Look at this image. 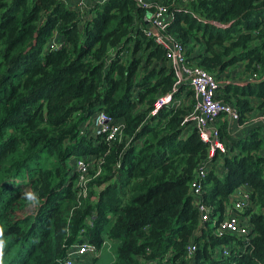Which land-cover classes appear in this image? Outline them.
Segmentation results:
<instances>
[{
  "label": "trees",
  "instance_id": "16d2710c",
  "mask_svg": "<svg viewBox=\"0 0 264 264\" xmlns=\"http://www.w3.org/2000/svg\"><path fill=\"white\" fill-rule=\"evenodd\" d=\"M148 1L165 7V31L219 81L238 124L264 113V0ZM84 2L0 0V264H61L82 241L109 243L110 264H264L258 123L238 137L217 123L223 151L208 158L198 200L216 220L239 186L248 200L238 211L246 234L215 237L189 189L208 157L192 101L151 113L174 87L172 101L192 96L144 34L152 7ZM98 111L122 122L111 141L86 129ZM75 158L93 159L90 174L99 169L84 195Z\"/></svg>",
  "mask_w": 264,
  "mask_h": 264
},
{
  "label": "built area",
  "instance_id": "2783aa9c",
  "mask_svg": "<svg viewBox=\"0 0 264 264\" xmlns=\"http://www.w3.org/2000/svg\"><path fill=\"white\" fill-rule=\"evenodd\" d=\"M135 4L142 9H149V14L144 16L143 19L146 23L144 34L164 49L165 59L170 65L174 75L175 84L179 82L186 83L191 89L196 101L192 105L189 112V117L192 124L198 131L199 138L202 142L207 144L208 157L205 161L201 162L195 175L189 183V189L196 197V208L199 215V220L209 221L210 228H212V235L215 237H222L225 234L245 235L246 227L242 224L238 215L243 205L247 203L248 195L247 190L238 191L235 198L231 200L232 205L225 212L223 218L216 220L210 219V207L203 204L198 200L201 193V181L205 177L207 171V164L215 151H223V144L219 137V130L217 126L218 119H227L237 123L238 112L228 103L223 102L218 98L217 89L219 81L214 76L201 67L190 63L186 60L184 55V48L176 40H174L165 31V19L167 11L165 7L160 4H151L148 0H133ZM78 7L84 8V0H78ZM175 91L172 88L170 93H166L158 102L155 103L154 109L151 113L155 112L161 104H170L174 106L179 105V101L171 100V94ZM250 123H259L264 125V113H256L249 117L241 124L237 123L238 127L248 125ZM122 122L115 120L111 115L98 111L89 120L86 129L92 134H102L105 141H111L115 136L120 135ZM84 127L80 133L84 132ZM72 160V159H71ZM100 160L97 161L99 164ZM93 163L91 158H75L72 160V165L77 173L76 184L82 188V195H84V188L87 182L95 175L99 169L97 168L92 174L89 173L90 165ZM107 242L103 241L100 246H97L88 241L75 242L68 245L65 249V255L62 258L61 264H85V261L94 259L100 256L101 250H108ZM194 250L192 245L187 247V253ZM221 254L225 255L226 248H221Z\"/></svg>",
  "mask_w": 264,
  "mask_h": 264
},
{
  "label": "crops",
  "instance_id": "0c3cea01",
  "mask_svg": "<svg viewBox=\"0 0 264 264\" xmlns=\"http://www.w3.org/2000/svg\"><path fill=\"white\" fill-rule=\"evenodd\" d=\"M187 87V86H186ZM188 89L191 91V89L188 87ZM192 94V96L190 97H186L185 99H183V94L180 93V98L178 101L180 100H183V102L186 104V103H189L190 101H192V103H194L196 101L195 97L193 96V93L192 91L190 92ZM175 101V100H174ZM193 105V104H192ZM192 109V107H191ZM191 111V110H190ZM255 113H252V115H254ZM251 115V116H252ZM250 116V117H251ZM121 122V120H119ZM217 123H225V125H227V127L225 128L226 131L229 133V135L231 136H234V137H238L240 135H243L246 131H247V127L245 126H242V127H238L237 126V123H235L234 121H230V120H227V119H218ZM218 126V125H217ZM256 126H259L260 127V131L262 132V134L264 135V125L263 124H256ZM243 190H247V188L245 186H239L238 188H236L234 190V192L232 193L231 197H230V201L235 198L236 194L238 191H243ZM228 210V208L226 209V211ZM106 242V241H105ZM110 249V248H109Z\"/></svg>",
  "mask_w": 264,
  "mask_h": 264
},
{
  "label": "rangeland",
  "instance_id": "374dc122",
  "mask_svg": "<svg viewBox=\"0 0 264 264\" xmlns=\"http://www.w3.org/2000/svg\"><path fill=\"white\" fill-rule=\"evenodd\" d=\"M234 71L238 72V69H236L235 67H232L230 69L229 73L234 72ZM230 76H232V75L230 74L229 77H227L228 80H235V79L240 80L237 77H230ZM217 162H219V160H217ZM215 163H216V161H215ZM106 245L109 248H111L109 243H106ZM109 248L107 250V248L105 247V249L101 250L99 257L85 261V264H110V262L113 258V253H112V250H110Z\"/></svg>",
  "mask_w": 264,
  "mask_h": 264
}]
</instances>
